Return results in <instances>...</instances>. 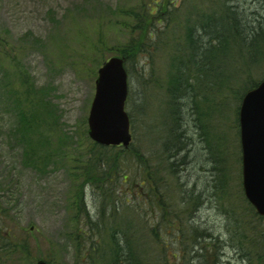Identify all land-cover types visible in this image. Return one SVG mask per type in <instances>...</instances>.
I'll use <instances>...</instances> for the list:
<instances>
[{
  "label": "rangeland",
  "instance_id": "1",
  "mask_svg": "<svg viewBox=\"0 0 264 264\" xmlns=\"http://www.w3.org/2000/svg\"><path fill=\"white\" fill-rule=\"evenodd\" d=\"M173 1L175 4L170 5L173 11L168 16L177 17L174 10L177 8H181L183 17L188 11L194 15L200 12L197 8L201 5L199 0H0V189L4 188L0 197L8 210L6 216L0 217V228L3 237L6 236L5 227L8 230L13 228L11 231L20 241L24 238L28 241L30 250L24 259L18 261L9 252L0 250V264H35L41 256L51 257L56 264H74L76 255L72 240L81 227L76 204L83 197L85 207L95 218L100 199L84 172L77 171V167L86 168L91 150L87 117L95 94L98 66L136 36L140 46L144 44L150 48V53H140L138 57L139 62L148 64L145 72L138 65L130 80L134 98L137 103L141 102L142 99L138 98L144 90L141 82L148 80L151 63L160 71V78L174 55L167 45V36L155 35L158 48L151 47L145 39L149 30L153 28L156 32V27L163 30L166 24H156V21L146 24L143 14L149 4L154 6L159 2L165 6ZM234 3L248 15L251 23L264 27V0H235ZM138 27L141 30H134ZM261 57L258 64L244 69L240 80L237 78L230 83V92L219 112L215 97L204 100L203 117L199 123L195 113L189 118L186 108L182 109L183 127L188 129L187 136L192 141L188 161L177 167L178 181L183 188L186 185V188L193 187L195 193L203 192V203L189 217L192 225L211 234L212 239H220L224 247V264H247L232 247L235 241H231L234 231L241 228L234 220L244 217L240 209L246 206L240 194L241 148L236 102L241 90L240 81L253 82L264 74V55ZM14 58L19 60L18 65L13 64ZM148 84L147 91L144 90L151 100L148 112L142 118L139 107L135 106L136 113H132L135 123L131 129V143L145 155L152 150L160 151L155 141L160 134L165 136L161 129L168 112L163 90L148 87ZM11 99H16L18 105H13ZM183 103L188 106L186 101ZM22 108L27 119H32L27 123L32 131L25 126L26 131H30L31 147L23 144L18 136L16 114L19 115ZM126 108L129 112V106ZM215 139L218 154L223 158L218 162L211 159V152L215 151L217 144ZM153 166L167 183L166 191L153 198V204L159 205L158 208L149 201L144 204L146 193H140L141 188L137 187L138 196L131 194L134 185L129 187L122 178L113 186L118 189L119 217L136 230L150 256H156L160 247L158 241L150 240L152 226L158 228L162 215L166 220L172 218L174 214L166 209V205L176 206L181 197L178 191L172 190L173 179L165 166ZM221 177H225L228 188L214 187L213 178H218L221 183ZM187 195L185 193L184 197ZM125 200H129L128 204ZM231 205L239 208L235 210ZM175 208L178 212L177 206ZM180 218L186 223L187 217ZM84 231L85 239H93L102 248L103 264L109 262L110 250L104 232L97 230L89 234L86 227ZM182 233V239H187L189 233ZM187 242L183 240L179 246H169L171 248L165 254L168 264H184V257H192L189 254L193 246L189 247ZM210 242L211 239H206L203 244L204 264H211L214 260L210 253L215 250ZM177 252L179 259L174 257ZM157 264L163 262L159 260Z\"/></svg>",
  "mask_w": 264,
  "mask_h": 264
},
{
  "label": "trees",
  "instance_id": "2",
  "mask_svg": "<svg viewBox=\"0 0 264 264\" xmlns=\"http://www.w3.org/2000/svg\"><path fill=\"white\" fill-rule=\"evenodd\" d=\"M199 1L201 5H197V8L200 9V12L194 15L193 12L188 11L184 17L180 11L181 8L174 9L175 14H178L177 17L174 15L168 16V14H172L171 11L173 10L170 5H174V1L165 6L155 2L154 6L149 4L145 9L146 14H143L145 21L143 22L147 24L156 21V24H166L163 30L156 27V32L150 24L149 28L151 29L148 28V36L145 39L150 42L151 47L158 48V45L154 42L155 35L157 37L167 36L169 38L167 45L174 52L169 66L162 73V77L159 78L160 71L151 63L148 68L150 71L147 77L148 80L141 82L145 91H147L146 84L149 82L148 87L161 88L165 98H167L165 105L168 107V112L166 113L165 125L161 129L164 131L165 136L160 134V138L155 141V143L158 142V150L160 149V151L156 153L155 150H152L146 155L133 143L128 148H124L122 146H101L91 141L87 166L85 164V169L77 167V171L79 173L84 172L85 178L99 193L100 199L98 198L99 204L95 218L85 207L83 197L76 204L79 215L78 221L81 227L77 230V237L72 240L76 255L74 264L78 262L80 264H103L102 248L93 239L89 237L85 239V227L88 229L89 234L97 230L104 232L110 250L109 262L105 264H157L159 260L163 264H168L165 254H168V250L171 248L169 246L171 244L179 246L183 243V240L188 241L189 247L193 246L189 254V256L192 254V257L187 259L184 257V264H204L203 253L205 248L203 244L206 239H211V248L215 250V253H210L214 257L211 264H224L222 261L224 247L220 239L215 237L212 239L211 234L205 233L194 224L192 225L189 217L193 215V212L196 213L203 203L201 201L203 192L195 193L193 187L192 189L186 188V185L183 188V185L178 181L177 167L184 166L188 161L191 151L189 146L190 141H192L187 136L188 129L183 127L182 109L186 108V114L189 118L195 113L196 121L199 123L203 117L204 100L215 97V107L219 112L230 92V83L237 80V78L240 80L244 69L252 64H258L262 59L261 55H264V27L256 25L253 20L254 24L251 23L248 15L244 14L240 9L241 7L234 3L235 0ZM149 8H151L150 11ZM195 12L197 13V9ZM134 17H137V15L134 14ZM185 20H187L186 23ZM134 30H141V28H134ZM179 31L180 33L176 34ZM20 49L23 50V48ZM149 49L144 44L140 46L138 38L132 36L130 42L122 50L112 53V56H120L124 59V65L129 75V93L126 107L129 106L130 108V111L127 112L131 129L135 123L132 114L136 113L135 106L139 107L140 115L144 118L151 101L143 90L141 97H138L142 101L137 103L130 89V80L134 75L135 67L139 65L145 72V65H148L139 62V54L150 53ZM12 61L13 64L14 62L16 65L19 64L17 58L12 59ZM104 61L102 60V62ZM263 78L264 74L253 82L240 81L241 90L236 102L238 106L237 120L244 94L255 88ZM24 84L25 81L22 80V85ZM11 93L18 96L15 91ZM185 101L188 103L187 107L184 106L183 102ZM10 102L15 106L18 105L16 99H11ZM16 117L19 119V135L18 133L17 135L23 144L26 143L28 147H31L32 141L28 134L32 131V128L30 129V125L27 126V123H30L32 119H27L23 108L20 110L19 115L16 114ZM25 126L30 129L29 132L26 131ZM216 139L219 140L220 137L217 136ZM216 139L215 151H217L218 146ZM215 151L211 152L214 153V155L211 154V159L214 161L216 159L217 162L218 159L223 160L218 154L220 152L219 148L217 153ZM153 164H163L165 166L173 179L172 190L174 192L178 191L177 194L181 195L176 205L178 212L176 206L169 202L170 204L166 205V209L171 210L170 213L174 214L172 218L166 220V217L162 215L157 224L158 228L152 226L150 240L154 243L158 241L160 244L159 253L156 256L155 254L153 256L147 254L143 239L137 235L136 230L132 228L130 223L119 217L118 189L113 187L122 178L123 183L127 182L129 187L134 185L131 194L138 196L137 187L141 188L140 193H146L145 200L147 201L144 204L147 205L149 201L158 208L159 205L153 204V198L161 196L166 191L167 183L154 170ZM35 165L38 168L37 162H35ZM213 175L216 178L214 173ZM220 180L221 183L218 178L215 180L213 178L214 187L220 190L224 189L225 186L228 188L225 177H221ZM216 183H218V186ZM175 186L176 188L178 186V189H175ZM1 190H4V188H1ZM185 193L188 194L187 197H184ZM240 194H242L246 206L240 209L241 212L243 211L242 215L244 217L240 220L238 218L234 220H237L236 223H239L241 228L234 231L235 235L232 236L231 241H235V243L232 247L238 252L243 262L247 264H264V217L259 216L253 206L246 200L242 187ZM1 198L0 217L6 216L8 213ZM125 202L128 204L129 200H125ZM231 208L236 210L239 207L231 205ZM141 209H144V207H141ZM180 217H187L186 223ZM6 228L5 237H3L0 228V237H3V241H0V250L9 252L10 256L16 261L24 259L30 252L28 241L25 238L20 241L15 232L11 231L13 228L11 230ZM182 232L189 233L187 239H182ZM197 245L200 247L198 248ZM220 247L223 248L220 249ZM11 254H15L16 257ZM193 254L195 255L193 256ZM177 255L178 252L174 254V257L179 259V255L178 257ZM41 257L40 259L56 264L51 257Z\"/></svg>",
  "mask_w": 264,
  "mask_h": 264
},
{
  "label": "water",
  "instance_id": "3",
  "mask_svg": "<svg viewBox=\"0 0 264 264\" xmlns=\"http://www.w3.org/2000/svg\"><path fill=\"white\" fill-rule=\"evenodd\" d=\"M128 73L113 56L97 70L95 94L87 117L89 138L102 146L128 147L132 136L125 109ZM242 187L245 198L264 217V79L245 93L239 109ZM36 264H53L37 260Z\"/></svg>",
  "mask_w": 264,
  "mask_h": 264
}]
</instances>
